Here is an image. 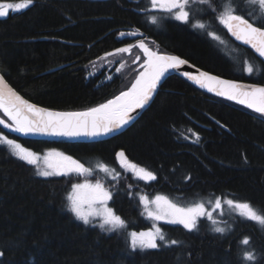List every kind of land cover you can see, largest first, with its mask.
Instances as JSON below:
<instances>
[{
  "label": "trees",
  "instance_id": "16d2710c",
  "mask_svg": "<svg viewBox=\"0 0 264 264\" xmlns=\"http://www.w3.org/2000/svg\"><path fill=\"white\" fill-rule=\"evenodd\" d=\"M225 3L211 0L214 13L194 0L192 23L185 24L153 11L150 0H34L0 17V72L35 104L86 110L131 87L141 70L134 52L124 54L123 69L118 57L99 68L101 59L145 38L155 51L181 55L220 76L264 85V62L232 41L215 18ZM236 3L244 12L258 10L250 0ZM155 14H161L157 23L151 21ZM197 21L206 30L192 27ZM213 32L242 52L234 57L224 51L208 35ZM247 60L258 72L244 71ZM0 116L7 119L2 110ZM0 134L36 151L60 150L89 169L85 176H41L38 164L19 159L0 141V264H248L245 251H254L255 264H264V225L236 213L221 219L224 233L213 231L215 226L205 219L191 231L163 223L165 241L155 249L133 250L128 235L152 228L140 201L144 195L163 194L184 205L232 199L249 202L264 215V117L241 104L171 75L152 105L117 136L94 142L50 141L10 133L1 125ZM119 151L125 153L123 161L157 178L134 175L116 157ZM99 164L116 175L105 173ZM89 180L112 193L111 206L124 227L106 231L98 223L85 224L70 210L72 185ZM245 237L250 238L247 246ZM170 240L178 243H166Z\"/></svg>",
  "mask_w": 264,
  "mask_h": 264
},
{
  "label": "snow or ice",
  "instance_id": "6c2138e0",
  "mask_svg": "<svg viewBox=\"0 0 264 264\" xmlns=\"http://www.w3.org/2000/svg\"><path fill=\"white\" fill-rule=\"evenodd\" d=\"M194 0H150L151 9H161L163 12L175 20L185 24L192 23V12L190 5ZM200 4H207L212 12L217 9L211 7V0H198ZM34 0H24L22 3H0V17L6 16L10 9H23L33 4ZM252 5L257 6L258 10L253 12H244L239 8L236 0H228V3L222 4V11L215 18L235 36L238 40H243L246 44L251 45L253 49L261 57H264V0H250ZM243 12V14H237ZM153 23L158 22L156 15L151 16ZM192 27L205 29L207 25L197 21L192 24ZM121 35H125L122 33ZM136 35V33H133ZM214 36L215 33H208ZM219 39V37H215ZM142 50L144 57L141 70L135 77L131 87L125 91H121L119 95L100 104L96 107L89 108L82 112H57L29 103L18 95L13 89L8 87L4 82V78L0 75V110L8 117L11 123L0 118V124H5L9 128H14L15 131L29 134L41 133L59 136H99L106 135L116 129L129 123L134 119L132 113L136 109L143 108L152 99L161 78L168 72L169 69L179 70L182 66L188 64V60L182 59L175 55L160 54L157 51L151 50L143 40L138 45ZM118 52L128 53L131 47H124L117 50ZM140 57L137 56L136 60ZM119 71V69H118ZM244 71L251 74L254 71L253 65L246 63ZM184 76L193 80L201 87L208 88L209 91H214L220 96H225L228 99L238 100L241 104H247L248 107L254 108L255 111L264 114V86L242 85L235 81L224 80L218 76L210 75L208 72L200 71L194 75L189 72H184ZM0 141L9 145L14 155L19 159L26 161L28 164H36L39 155L22 147L15 140H10L6 136L0 134ZM196 141H199V135L196 134ZM125 156L124 151L116 153V157L121 159ZM47 168L38 173L41 176L66 175L71 172H87L83 164L56 150H49L43 157ZM105 171L106 166L101 165ZM136 169V165H131ZM140 178L148 181L155 180L157 177L152 171H147L140 168L137 173ZM186 179H191L187 177ZM90 190L88 203L99 201L101 204H107V201L112 199V193L104 189L103 185L97 182L92 184H74L72 185L71 194L68 196V207L75 213L76 217L83 220L85 224L91 223L90 216H100V227L106 231H113L117 228L125 226V221L117 215L112 208L103 207L100 211H84L83 204L85 198L81 195L82 190ZM140 201L144 204L145 211L149 217L156 221L165 220L170 223L180 224L189 231L197 227V222L200 217H207L212 220L215 225L217 222L213 219L212 214L205 210L203 203H195L189 207H180L167 196L156 195L149 200L147 196H140ZM229 206L239 210V214L249 220L258 222L264 225V215L258 214L253 210L249 202H237L232 199L224 201ZM154 205V207H152ZM222 207V199L217 198L215 208ZM105 226H108L107 228ZM225 227H214L213 231L224 233ZM130 247L135 250L137 248L155 249L160 247L157 240L165 241V235L160 227L156 226L147 231H132L129 234ZM168 244L175 245L176 240L166 241ZM243 245L250 244V238L245 237L242 241ZM3 255V253H0ZM243 260L248 264H255L257 256L254 251H245Z\"/></svg>",
  "mask_w": 264,
  "mask_h": 264
},
{
  "label": "rangeland",
  "instance_id": "374dc122",
  "mask_svg": "<svg viewBox=\"0 0 264 264\" xmlns=\"http://www.w3.org/2000/svg\"><path fill=\"white\" fill-rule=\"evenodd\" d=\"M22 2H24V1H21V2H17V3H22ZM0 3H5V2H0ZM8 3H15V2H8ZM150 6H151V4H150ZM212 7V6H211ZM23 9H25V8H23ZM23 9H18V10H15V9H10L9 10V12H14V11H20V10H23ZM153 10V9H152ZM153 11H155V12H161L162 14L163 13H165V12H163L161 9H159V8H157V9H155V10H153ZM167 14V13H166ZM218 14V13H217ZM156 16H157V18H158V22H159V16L161 15H157V14H155ZM169 15V14H168ZM178 21V20H177ZM179 22H181V21H179ZM183 23V22H182ZM203 23V22H202ZM225 27V26H224ZM204 30V29H203ZM213 33H215V37H219V39H216L214 36H211V35H209L210 36V38H212V39H214L217 43H219L220 45H221V47H222V49L224 50V51H230L229 52V54L230 55H233L234 57H236V55L234 54V52H237V51H240V52H242L240 49H238V48H236L235 46H232V45H230V43L228 42V40L223 36V35H221L219 32H213ZM244 58V57H243ZM235 59V58H234ZM101 61H102V63L100 62V66H99V68L101 67V66H103L104 64H109L110 63V61H111V63L109 64V66L112 64V61H113V58L111 57V55H109V56H107L106 58H102L101 59ZM106 62V63H105ZM118 63H120V66L118 65V67L120 68V69H123L124 67H125V64H126V61H125V57H124V54L122 53V52H119L118 53ZM246 63H248V64H252L253 65V68H254V71L251 73V74H254V73H256V72H258L257 71V69H255V65L251 62V61H249V60H247L246 61ZM97 66H98V64H97ZM99 68H96V69H99ZM128 68H125V71H123V72H126V70H127ZM234 69H236V66L234 67ZM122 72V73H123ZM246 72V71H245ZM247 74H249L248 72H246ZM129 78V77H128ZM130 79L132 80L133 78H131L130 77ZM3 135V134H2ZM3 136H5V135H3ZM9 139V138H8ZM10 140H12V139H10ZM19 144H21V143H19ZM21 146L22 147H25L24 145H22L21 144ZM25 148H28V147H25ZM29 150H31V151H34V152H36L38 155H39V157H40V159H38V161H37V163L36 164H38V166L42 169V171L43 170H50V169H48L47 168V165H46V163H45V161H44V159H43V157H44V155H45V153H47L49 150H46V151H36V150H34V149H31V148H28ZM50 150H53V149H50ZM56 151H58V152H62V151H60V150H56ZM63 153V152H62ZM65 154V153H64ZM65 155H67V154H65ZM67 156H70V155H67ZM72 158H74L73 156H71ZM76 160V159H75ZM78 161V160H77ZM100 166H101V164H99ZM123 165H124V167H126L128 170H130L134 175H136L137 177H139L140 178V176L137 174L138 173V170L140 169V168H143V167H141V166H138V165H136V169H133L132 167H131V165H135V164H133V163H130V162H127L126 160L125 161H123ZM106 168H107V171H105L103 168H99V169H101L102 171H104L105 173H107V174H109V175H111V176H115L116 175V172L111 168V167H109L108 165L106 166ZM145 169V168H144ZM147 170V169H146ZM148 171V170H147ZM80 174H82L83 176H85L84 174H83V172H81ZM52 176H56V175H52ZM142 179V178H141ZM85 183H88V184H92V185H95L97 182H93V181H91V180H89V181H81V182H79L78 184H85ZM77 184V183H76ZM101 184V183H100ZM102 185V184H101ZM104 187V186H103ZM104 189H106L105 187H104ZM106 190H108V189H106ZM72 191V190H71ZM109 191V190H108ZM70 194H71V192H70ZM81 195L85 198V203L83 204V210L84 211H90V210H92V211H100L103 207H109V208H112V206H111V203H110V201L111 200H109V201H107V204L105 205V204H101L99 201H96V202H92L91 204H89L87 201H88V199H89V197H90V190H88V189H84V190H82V193H81ZM157 195H163V194H157ZM144 196H147L148 198H149V200H151V199H153L156 195H154V196H150V195H144ZM163 196H167V195H163ZM170 200H172L174 203H176L178 206H180V207H189V206H191V205H193V204H195V203H203L204 205H205V210L207 211V212H209V213H211L212 214V217H213V219L217 222L215 225L212 223V220H209L206 216L205 217H200L199 219H198V221H201V220H203V219H205V220H207L210 224H212L213 226H215V227H217V226H219V227H224L223 225H221V219L223 218V217H225L227 214H230V213H236L237 215H239V216H241L240 214H239V210H237L236 208H234V207H232V206H229V205H227L226 203H224V200L222 199V207L220 208V209H216L215 208V201H216V199L217 198H206L205 199V201H201V200H197V201H194V202H192L191 204H189V205H184V204H181V203H178V202H175L171 197H169V196H167ZM152 207H154V205L152 206ZM113 209V208H112ZM254 211H256L255 209H253ZM144 211H145V209H144ZM258 214H260L258 211H256ZM261 215V214H260ZM145 216L147 217V218H149L151 221H152V228H154V227H156V226H158V227H160L161 228V230H162V232H163V234H164V231H163V229H162V224L163 223H166V224H171V225H176L175 223H170V222H168V221H165V220H161V221H156V220H154V219H152L151 217H149L148 215H147V213H146V211H145ZM241 217H243V216H241ZM243 218H245V217H243ZM89 219L91 220V223H98V224H100V221H101V217L100 216H90L89 217ZM247 219V218H246ZM197 224H198V222H197ZM178 225H180V224H178ZM183 226V225H182ZM152 228H150V229H152ZM147 230H149V229H147ZM147 230H141V231H147ZM136 232H140V231H136ZM157 243L159 244V245H161V241L158 239L157 240Z\"/></svg>",
  "mask_w": 264,
  "mask_h": 264
},
{
  "label": "water",
  "instance_id": "95a60500",
  "mask_svg": "<svg viewBox=\"0 0 264 264\" xmlns=\"http://www.w3.org/2000/svg\"><path fill=\"white\" fill-rule=\"evenodd\" d=\"M228 33H230L231 37L240 45H243V46H247V47H251V45L249 44H246L243 40H238L235 36L232 35V33L227 29ZM146 44V43H145ZM147 45V44H146ZM121 48H124V47H121ZM120 49V48H118ZM114 50L112 51L111 53H115V52H118L117 50ZM153 50V49H151ZM154 51V50H153ZM254 52L256 53V55L262 59L264 61V57H261L259 55V53H257L254 49ZM119 53V52H118ZM160 54H166V55H175V56H179L181 57L182 59H185L184 57H182L181 55H177V54H168V53H160ZM62 67V66H61ZM58 69V68H56ZM200 71H204V72H208L210 75H213V76H218L217 74L213 73V72H210V71H207L203 68H201L200 66H196L194 64H192L191 62L188 61V64L187 65H184L182 66L179 70H176V69H169L168 72L165 73V75L161 78V81L160 83L158 84L157 86V89L152 97V99L149 101V103L147 105H145L143 108H140V109H136L132 115L134 117V119L132 121H129L128 124L122 126L121 128L119 129H116L114 130L113 132L109 133V134H106V135H99V136H84V135H81V136H59V135H49V134H41V133H32L34 136L38 137V138H43V139H47V140H66V141H96V140H103V139H107V138H110V137H114V136H117L121 133H123L127 128H129L132 124H134L140 117L141 115L151 106V104L153 103V101L155 100L160 88L162 87V85L164 84V82L166 81V79L172 75V74H179V75H183L184 72H189V73H192L194 75L198 74ZM0 75H2L0 73ZM3 76V75H2ZM185 78H187V80L195 83L196 85H198L199 87H201L199 84H197L196 82H194L193 80H190L188 77L184 76ZM220 77V76H218ZM4 78V82L8 85V87H10L11 89H13L18 95H20L23 99L27 100L29 103H32L29 101V99H27L24 95H21V93H19L18 91H16L9 83V81L3 76ZM221 79H224V80H228V79H225L223 77H220ZM240 84V83H239ZM244 85V84H242ZM248 85H251V84H248ZM248 85H245V86H248ZM256 86H264V85H256ZM202 88H205V87H202ZM208 89V88H206ZM214 92V91H213ZM216 93V92H215ZM221 97H224V98H227L225 96H221ZM228 99V98H227ZM232 100V99H230ZM239 104H241L238 100H233ZM34 104V103H32ZM243 105L244 107L264 116V114L262 113H259L257 111H255L254 108H250L248 107L247 104H241ZM39 108H43V109H47V110H51V111H57V112H73V111H59V110H54V109H50V108H46V107H43V106H39L37 105ZM1 118V117H0ZM2 119L6 120L7 123H11V121L8 119H5L2 117ZM3 125L6 130L8 132H12V133H20L18 131H15L14 128H9L7 127L5 124H1Z\"/></svg>",
  "mask_w": 264,
  "mask_h": 264
},
{
  "label": "bare ground",
  "instance_id": "6f19581e",
  "mask_svg": "<svg viewBox=\"0 0 264 264\" xmlns=\"http://www.w3.org/2000/svg\"><path fill=\"white\" fill-rule=\"evenodd\" d=\"M225 30H226V32H227V34H228V36L230 37V39L232 40V41H234L236 44H238L232 37H231V35H230V33H228V31H227V27L225 26ZM141 40H143L144 41V43H146L147 44V46L150 48V49H153L150 45H149V43L147 42V40L145 39V38H142V39H138L135 43H132V44H128V45H125V46H122V47H131V51L130 52H128L127 54L128 55H130L131 54V52H134L135 54H136V57L137 56H139L140 57V59L139 60H136V58H135V60H134V62L135 63H137L138 64V67L141 69V65L143 64V62H144V59L146 58V57H144V55H143V52H142V50L141 49H139L138 47H136V45H138V43L141 41ZM238 45H240V44H238ZM240 46H242V47H244V48H246V49H249L258 59H260L257 55H256V53L254 52V49L252 48V47H247V46H243V45H240ZM121 48V47H120ZM154 50V49H153ZM155 51V50H154ZM158 52V51H157ZM159 53H161V52H159ZM123 54H125V53H123ZM168 54H174V53H170V52H168ZM108 55H111V57L114 59L115 57H118V52H115V53H109ZM107 55V56H108ZM186 59V58H185ZM186 60H188V59H186ZM260 60H262V59H260ZM189 61V60H188ZM263 61V60H262ZM189 62H191V61H189ZM264 62V61H263ZM192 63V62H191ZM193 64V63H192ZM195 65V64H194ZM246 65V64H245ZM197 66V65H196ZM1 73V72H0ZM2 74V73H1ZM3 75V74H2ZM172 75H179V74H172ZM218 75V74H217ZM4 76V75H3ZM171 76V75H170ZM169 76V77H170ZM182 76V75H181ZM218 76H220V75H218ZM5 77V76H4ZM184 77V76H183ZM220 77H223V78H225V79H228V80H230V81H235V82H237V83H240V84H244V85H248V84H251V85H261V84H258V83H253V82H249V81H244V80H237V79H232V78H228V77H224V76H220ZM187 79V78H186ZM167 80V79H166ZM191 82V81H190ZM131 83V79L130 80H128L127 81V84H130ZM191 83H193V82H191ZM195 86H197V87H199L198 85H196L195 83H193ZM11 85V84H10ZM12 86V85H11ZM13 87V86H12ZM14 88V87H13ZM127 88V87H126ZM124 89L123 91H125V90H127V89ZM130 88V87H129ZM199 88H201V89H203V90H205V91H207V92H209V93H212V94H214V95H217V96H220V95H218L217 93H215V92H213V91H209L208 89H206V88H202V87H199ZM15 89V88H14ZM161 89V88H160ZM16 90V89H15ZM17 91V90H16ZM20 93V92H19ZM22 95V94H21ZM119 95V94H118ZM221 97V96H220ZM224 98V97H223ZM225 99H227V98H225ZM228 100H230V99H228ZM30 101V100H29ZM231 101H233V100H231ZM31 102V101H30ZM235 102V101H234ZM33 103V102H32ZM237 103V102H236ZM35 104V103H34ZM239 104V103H238ZM35 105H38V104H35ZM152 105V104H151ZM40 106V105H39ZM87 110V109H86ZM82 111H85V110H81V111H73V112H82ZM142 116V115H141ZM262 116V115H261ZM1 118H2V116H0ZM264 117V116H263ZM1 125V124H0ZM133 125V124H132ZM131 125V126H132ZM5 130H6V128L3 126V125H1ZM130 126V127H131ZM128 129V128H127ZM126 129V130H127ZM125 130V131H126ZM12 133V132H11ZM21 133V132H20ZM20 133H18V134H20ZM30 135H32V136H34L32 133H29ZM34 137H36V136H34ZM36 138H38V137H36ZM111 138V137H110ZM39 139H43V138H39ZM108 139V138H107ZM44 140H47V139H44ZM103 140H105V139H103ZM50 141H66V140H50ZM96 141H101V140H96ZM68 142H94V141H68ZM73 159H75V158H73ZM77 160V159H76ZM176 225H178V224H176ZM198 226V225H197ZM194 230V229H193Z\"/></svg>",
  "mask_w": 264,
  "mask_h": 264
}]
</instances>
